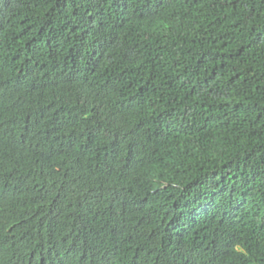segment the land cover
Returning a JSON list of instances; mask_svg holds the SVG:
<instances>
[{
  "label": "trees",
  "instance_id": "1",
  "mask_svg": "<svg viewBox=\"0 0 264 264\" xmlns=\"http://www.w3.org/2000/svg\"><path fill=\"white\" fill-rule=\"evenodd\" d=\"M0 264H264V0H0Z\"/></svg>",
  "mask_w": 264,
  "mask_h": 264
}]
</instances>
